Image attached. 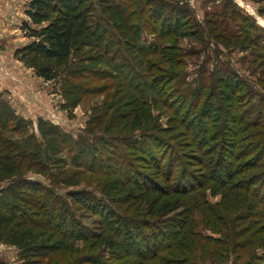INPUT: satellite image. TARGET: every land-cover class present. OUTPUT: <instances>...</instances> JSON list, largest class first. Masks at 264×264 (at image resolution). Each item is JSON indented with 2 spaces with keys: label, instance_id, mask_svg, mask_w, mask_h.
<instances>
[{
  "label": "trees",
  "instance_id": "1",
  "mask_svg": "<svg viewBox=\"0 0 264 264\" xmlns=\"http://www.w3.org/2000/svg\"><path fill=\"white\" fill-rule=\"evenodd\" d=\"M26 2L29 22L22 31L29 43L15 57L46 81L67 72L66 109L74 110L97 93L99 86H91L97 80L115 77L99 67L123 74L128 58L136 56L148 79L135 83L133 76L123 74L124 81L129 79L125 96L135 105L133 128L141 129L150 118L145 106L149 94L154 103L161 99L169 119L166 128L155 122L153 127L160 133L181 128L183 142L145 132L150 138L146 150L124 138L123 146L112 145L106 136L120 123L102 111L74 140L43 119L34 128L0 92V184H6L0 189V242L19 250V264H194L196 249L223 243L231 247L234 242L229 250L246 251L236 255L243 256L244 264H264V95L227 62L211 73L202 66L194 86L185 81L186 58L207 54L210 44L216 46V59H221L219 47L252 51L264 75V30L255 18L231 0L206 11L201 22L188 0ZM143 33L154 42L142 45ZM182 38L194 39L198 47L182 50ZM136 78L140 81V75ZM257 95L254 114L244 105ZM187 147L191 151L185 153ZM127 149L142 152L139 161L152 163L150 176L133 161L121 160L125 157L119 152ZM103 153L109 156L103 159ZM25 168L43 176L63 169L54 179L72 187L78 185L64 178L68 169L101 175L108 180L104 191L111 200H98L83 190L64 198L42 183L21 178ZM208 191L221 201L211 204ZM73 205L98 217L96 232L79 228ZM201 225L221 239L197 233Z\"/></svg>",
  "mask_w": 264,
  "mask_h": 264
},
{
  "label": "rangeland",
  "instance_id": "2",
  "mask_svg": "<svg viewBox=\"0 0 264 264\" xmlns=\"http://www.w3.org/2000/svg\"><path fill=\"white\" fill-rule=\"evenodd\" d=\"M231 1L234 2L238 8L246 14V16L249 15L255 18L257 25L264 30V24L262 23L264 22V13L260 15L258 12L259 9H264V0ZM1 2H10L13 5L12 8H9L8 14L4 19L2 17L4 10L3 8H0V60H4L3 68H7L9 70L4 71L5 76H7V79L13 83L12 85L14 89L18 91L19 87L20 90H22L21 87H23L26 90L24 93H21L24 97L23 101L18 99V94H16L18 92L12 91V93H1L4 94V98L14 109L16 114H18V116L26 120H31L34 124V128H36L38 119L48 121L61 128L64 133L71 135L74 140H77L80 136H83L85 130L89 129L90 126H88V122L92 120L96 114H99L100 111H102L103 116H107L109 118L112 116L118 123H120V126H115L114 130L106 136L107 141L112 145L123 146L124 144L120 140L124 138L126 141H131V145L140 146L146 150V142H150V138L143 136L145 132H153V134L155 132L160 134V136H162L161 138H165L172 143H178V141L183 142L180 141L182 138L179 135L183 132V129L179 128L175 131L171 130L169 133H160L153 127L155 122L157 126L166 128L169 119L164 117L163 112L166 109L160 104L161 99L158 97L157 99L155 98L157 102L154 103V98L149 94L145 99V106L147 107V110L150 111V118L148 117L145 121L146 123L142 122L143 126H141V129L133 128V123L137 122L134 120L133 110L135 105L129 97L125 96L124 91L126 92L128 90L127 85L129 86V79L124 81L125 79L123 77L125 75L123 74L133 76L135 83H144L147 81L146 79H148L145 77L147 74L145 73L144 68L139 67L140 63L136 60V56L128 58L127 63L124 66L122 65L123 69L121 66L123 74L116 73L104 65L99 67L101 71H104L109 75L111 74V76L115 75V77L112 79L103 78L97 80L96 83L94 82L93 85H91L95 87L97 85L99 86L97 93L84 98L81 104L74 110L70 111L69 109H66L65 106L67 104V100L63 96V88L65 87L64 79L67 77V72H63L55 81H46L37 76L35 72L36 70L27 67L15 57L17 48L25 46L29 43V40L25 37V33L22 31L24 23L29 22L24 13L27 9L26 0H2ZM185 3H187L188 7L193 11L196 19L201 22V20L205 17L206 11H210L215 6H219L223 3V0H188V2ZM154 39L155 38L148 35V33H143L142 45L147 46L153 43ZM179 47L188 52L198 46H196L194 39L182 38L179 41ZM209 47L210 49L208 53L202 54L199 58H186L187 66L185 68V81L187 84H192L194 86L195 81H197L200 76L202 66L205 65L208 69L207 71L211 73L215 69V66L225 68L224 63L227 62L230 67L235 69L239 74L243 75L244 78H246L247 81L252 84L261 95H264V87L259 84L260 82L264 83V75H262V72L256 66V64L259 63L252 51H243L239 49L236 51H227L224 48L219 47L222 51L220 55L221 59H216V55L213 50L216 46L210 44ZM208 57L209 59H207ZM6 62H10L9 64H11L12 68L9 69ZM138 75H140V81L136 78ZM256 100L258 102L259 95L255 96V99L249 98L244 106L247 109L252 108ZM252 110L254 114H257L256 109L254 110V108H252ZM105 122L106 125L109 124L108 120H105ZM94 133H97V136L104 135V133L98 130H95ZM91 139L92 138H89V142L94 144L95 141L91 142ZM183 151L188 153L191 150L187 147L185 150L183 149ZM163 152L164 151L161 150L160 154ZM119 153L121 154L120 156L125 157L126 160L121 159L124 163H126L127 160L130 162L133 161L136 166L142 168V174H148L149 176L152 174L151 171H148V168L152 165V163L139 161V157L143 155L142 152H139L138 150L136 152H130L127 149V152L120 151ZM108 156V153H103V159ZM61 157H64V154L63 156L59 155L57 158ZM70 158L71 157H68V164H71ZM120 158L116 161L122 162L119 161ZM166 162L167 161L165 160L163 164H166ZM118 168L119 166H114V169L117 172H119ZM189 169L191 170L190 167ZM58 172L61 174L63 169L53 170L50 173L53 176H43L41 174H37L34 169L25 168L20 175L21 178L30 180L31 182L36 181L42 183L47 188L57 190L55 192L64 198H66L65 195L70 191L83 190L92 192L98 200H111L110 198L105 197L106 193L104 191V184L108 182L105 177L101 175L98 177V174L92 176L90 173L86 172V170L71 168L68 169V173L64 176V178L66 177V180H71L72 184L78 185L76 187H72L64 184H58L57 180L54 179V174H58ZM5 185V183L0 184V189H2ZM207 195H209L207 196V200L213 205L221 201L220 196H212L210 191L207 192ZM71 208L74 218L78 221V224L80 223L79 228L82 231H88L90 233L97 231L96 225H98V217L85 211L78 210L76 205L71 206ZM129 214H132V212ZM197 218H200L199 214H197ZM201 226L202 227H200L197 233L201 232V234L205 237L208 236L213 237L214 239H221V236L217 234L214 235L209 228H205L204 225ZM235 244L236 243L234 242V244L229 247V243H223V245L218 248L211 245H206L205 247H203L204 244L200 245L199 247H203L204 249H196L195 255L193 256L195 260L194 264H244L245 261L244 258H242L243 256L237 258L236 255L246 251H230L233 249L232 246ZM225 245L227 246V249L224 248ZM226 250L229 252H224ZM257 252L258 255H261L262 253L260 251ZM18 254V249L0 242V260L6 262L7 264H19L20 261ZM222 255L226 258L225 260H220V256Z\"/></svg>",
  "mask_w": 264,
  "mask_h": 264
},
{
  "label": "crops",
  "instance_id": "3",
  "mask_svg": "<svg viewBox=\"0 0 264 264\" xmlns=\"http://www.w3.org/2000/svg\"><path fill=\"white\" fill-rule=\"evenodd\" d=\"M1 1L2 0H0V5H1L0 8L1 9L3 8V10H4V14L2 15V17L4 19L7 16V14H8L9 8L10 7L12 8L13 4H11L10 2L3 3ZM5 4H7V5H5ZM21 47H23V46H21ZM20 48H17V49H20ZM9 63L10 62H6V65L10 69L12 67H11V64H9ZM3 64H4V60H0V92H4V93H9V92L12 93V91L13 92H18V93H16V94H18L17 95L19 97L18 99H21L23 101L24 97L22 96L21 93H24V91H26L25 88L21 87L22 90H20L19 89L20 87H19L18 91L16 89H14V87L12 85L13 83L10 80L7 79V76H5V72L4 71H6V70L9 71V70L7 68H3ZM9 73H11V72H9ZM15 98H16V95H15ZM20 106H21V104H20Z\"/></svg>",
  "mask_w": 264,
  "mask_h": 264
},
{
  "label": "clouds",
  "instance_id": "4",
  "mask_svg": "<svg viewBox=\"0 0 264 264\" xmlns=\"http://www.w3.org/2000/svg\"><path fill=\"white\" fill-rule=\"evenodd\" d=\"M262 23H264V22H262Z\"/></svg>",
  "mask_w": 264,
  "mask_h": 264
},
{
  "label": "bare ground",
  "instance_id": "5",
  "mask_svg": "<svg viewBox=\"0 0 264 264\" xmlns=\"http://www.w3.org/2000/svg\"><path fill=\"white\" fill-rule=\"evenodd\" d=\"M264 24V23H263Z\"/></svg>",
  "mask_w": 264,
  "mask_h": 264
}]
</instances>
